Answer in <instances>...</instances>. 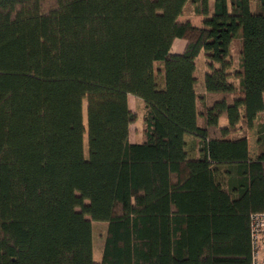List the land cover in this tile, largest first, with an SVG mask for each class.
Listing matches in <instances>:
<instances>
[{"label":"trees","instance_id":"16d2710c","mask_svg":"<svg viewBox=\"0 0 264 264\" xmlns=\"http://www.w3.org/2000/svg\"><path fill=\"white\" fill-rule=\"evenodd\" d=\"M258 212L264 0H0V264H251Z\"/></svg>","mask_w":264,"mask_h":264},{"label":"rangeland","instance_id":"374dc122","mask_svg":"<svg viewBox=\"0 0 264 264\" xmlns=\"http://www.w3.org/2000/svg\"><path fill=\"white\" fill-rule=\"evenodd\" d=\"M191 7L190 5L186 8V12L184 15H190L191 14ZM185 45V41L183 39H175L173 45H172V52L179 53L183 50V47ZM233 56L235 57V52L232 50ZM234 61V60H233ZM196 71L194 73L195 77L198 78L199 85L197 86L198 92L203 89V86L201 85V79L203 78V74L205 72V69L207 70V67L205 65V59L203 56V53H201L198 58L196 59ZM236 61L233 62L232 69L236 67ZM203 81V79H202ZM237 81L235 80V83ZM128 104L131 111L135 114L136 120L134 123L130 125L129 128V140L131 143H137L140 142L143 139V133H144V126H143V115H144V104L143 102L134 96L129 95L128 96ZM220 123L225 124L226 121L224 119L220 120ZM242 134H246L249 138V146H250V152L255 153L257 151L256 146V127L255 125L251 129H246L242 131H238L233 135H230V137H238ZM105 227L106 223L103 222H92V234H93V259L94 261H98L100 259L101 255V247L103 242V237L105 233Z\"/></svg>","mask_w":264,"mask_h":264},{"label":"built area","instance_id":"2783aa9c","mask_svg":"<svg viewBox=\"0 0 264 264\" xmlns=\"http://www.w3.org/2000/svg\"><path fill=\"white\" fill-rule=\"evenodd\" d=\"M251 264H264V212L250 215Z\"/></svg>","mask_w":264,"mask_h":264},{"label":"crops","instance_id":"0c3cea01","mask_svg":"<svg viewBox=\"0 0 264 264\" xmlns=\"http://www.w3.org/2000/svg\"><path fill=\"white\" fill-rule=\"evenodd\" d=\"M181 19H183V20H189V21H191V23L193 24V25H195V26H200L201 25V17H199V16H195V15H193L192 13L190 14V15H183V16H181L180 17ZM175 41V40H174ZM174 43V42H173ZM185 46V45H184ZM184 48V47H183ZM182 52V51H181ZM175 53V52H174ZM180 53V52H179ZM197 65V64H196ZM196 71V70H195ZM207 72V70L205 69V72H204V74ZM204 74H203V76H204ZM203 79V78H202ZM202 79H201V85L203 86V81H202ZM196 84H195V90H196V93H203L204 92V90L202 89V90H200L199 92H198V90H197V86L199 85V83H198V78H196ZM221 124V123H220ZM222 125H223V123H222ZM247 142H248V149H249V152H250V146H249V144H250V142H249V138H248V136H247ZM251 153V152H250ZM256 155V152L255 153H252L251 154V156L252 157H254Z\"/></svg>","mask_w":264,"mask_h":264}]
</instances>
